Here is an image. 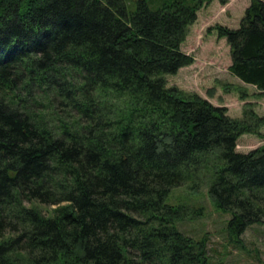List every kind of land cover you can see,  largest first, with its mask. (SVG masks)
Returning a JSON list of instances; mask_svg holds the SVG:
<instances>
[{
    "label": "trees",
    "instance_id": "1",
    "mask_svg": "<svg viewBox=\"0 0 264 264\" xmlns=\"http://www.w3.org/2000/svg\"><path fill=\"white\" fill-rule=\"evenodd\" d=\"M0 0V264H208L171 191L208 183L239 237L264 221L249 122L167 85L203 0ZM264 90V0L219 26ZM184 211V210H183Z\"/></svg>",
    "mask_w": 264,
    "mask_h": 264
},
{
    "label": "rangeland",
    "instance_id": "2",
    "mask_svg": "<svg viewBox=\"0 0 264 264\" xmlns=\"http://www.w3.org/2000/svg\"><path fill=\"white\" fill-rule=\"evenodd\" d=\"M127 1L130 10H135L137 0ZM250 3L251 0H203L181 44L193 62L166 75L168 86L198 93L226 107L233 119L249 122L250 128L237 140V149L242 152L264 146V90L230 71L231 46L218 27L238 28ZM167 203L181 209L176 227L203 244L208 264H264V221L249 226L239 237L231 235L227 228L231 214L211 200L208 183L199 188L192 187L191 182L175 187ZM135 258L128 264H154Z\"/></svg>",
    "mask_w": 264,
    "mask_h": 264
}]
</instances>
